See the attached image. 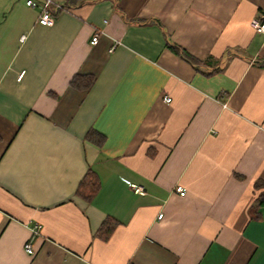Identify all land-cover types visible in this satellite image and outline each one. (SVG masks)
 <instances>
[{
	"label": "crops",
	"instance_id": "1",
	"mask_svg": "<svg viewBox=\"0 0 264 264\" xmlns=\"http://www.w3.org/2000/svg\"><path fill=\"white\" fill-rule=\"evenodd\" d=\"M51 1L0 0V264H264V0Z\"/></svg>",
	"mask_w": 264,
	"mask_h": 264
},
{
	"label": "trees",
	"instance_id": "2",
	"mask_svg": "<svg viewBox=\"0 0 264 264\" xmlns=\"http://www.w3.org/2000/svg\"><path fill=\"white\" fill-rule=\"evenodd\" d=\"M67 5H63V7H66ZM133 22L137 23H151V22H157L159 23L158 20L154 19H148V20H134ZM172 51H174L176 54H178L181 58L184 60L188 61L191 63L193 66L198 67L199 65L205 63V61H202L196 57H194L191 53H189L186 49L183 47L173 44V43H168ZM264 63V60L263 62ZM96 76L92 74H77L73 77L71 80V85L75 88L81 89V90H87L89 89L95 82ZM86 141L92 142L98 146L103 145L105 141V136L102 135L100 132L95 130L94 128L90 129L86 136ZM257 188L260 189V193L258 194V197L256 198V201L254 203V209L256 210V213L259 208L264 207V181L260 180L256 184ZM101 188V182L99 177L96 175V173L92 170L89 169L86 173V175L83 177L81 180L76 194L83 199H85L88 202H91L96 194L99 192ZM257 216L259 217V213H257ZM118 225V221L114 218L107 217L101 227L99 228L97 235L100 238L103 239H108L116 226Z\"/></svg>",
	"mask_w": 264,
	"mask_h": 264
},
{
	"label": "built area",
	"instance_id": "3",
	"mask_svg": "<svg viewBox=\"0 0 264 264\" xmlns=\"http://www.w3.org/2000/svg\"><path fill=\"white\" fill-rule=\"evenodd\" d=\"M27 4L31 7L40 9L38 22L46 26L53 25L55 22V15L59 11L64 9V7L59 4H55V7L53 8L54 3L51 0H27ZM263 19L264 16L261 15L259 18L253 19L252 24L259 32L264 34V21L262 22ZM98 39H99V35L98 33H95L91 38V43L92 44L97 43ZM23 75H24V71L20 73L18 78H22ZM167 100L170 101L171 98L167 97ZM133 187L135 188L136 192L144 193V188L142 186L133 184ZM176 191L179 192L181 195L186 194V189L182 185H177ZM162 217H163V213H160L158 215V218H162ZM39 232H40V226L38 225L36 228H34V235L39 234ZM25 250L30 255L34 253L33 244L31 243V241L25 244Z\"/></svg>",
	"mask_w": 264,
	"mask_h": 264
}]
</instances>
